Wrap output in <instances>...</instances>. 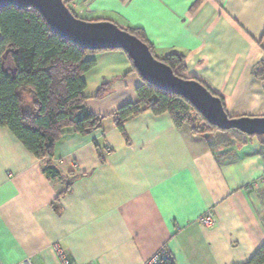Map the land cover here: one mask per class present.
Segmentation results:
<instances>
[{
  "label": "crops",
  "instance_id": "crops-1",
  "mask_svg": "<svg viewBox=\"0 0 264 264\" xmlns=\"http://www.w3.org/2000/svg\"><path fill=\"white\" fill-rule=\"evenodd\" d=\"M70 8L140 31L158 58L181 54L182 76L220 95L231 118H264V79L255 75L264 70V0H74ZM90 58L85 106L106 120L57 144L61 179L50 180L43 160L0 125V264H62L59 250L71 264H145L163 248L176 264H247L264 245V144L232 138L239 145L218 153L170 114L152 112L129 120L125 137L112 115L138 103L143 79L124 51ZM208 211L210 228L199 223Z\"/></svg>",
  "mask_w": 264,
  "mask_h": 264
},
{
  "label": "trees",
  "instance_id": "trees-1",
  "mask_svg": "<svg viewBox=\"0 0 264 264\" xmlns=\"http://www.w3.org/2000/svg\"><path fill=\"white\" fill-rule=\"evenodd\" d=\"M73 2L64 0L71 11ZM0 31V125L9 129L37 159L43 160L44 172L50 180L61 179L52 160L62 138L69 130L87 137L103 129L106 118L94 115L85 106L87 84L84 76L96 67V60L90 56L109 51L84 50L61 38L53 32L44 17L32 8L11 7L1 10ZM127 32L145 43L157 60L184 78L182 73L185 65L181 54L173 53L163 59L158 58L140 31L129 29ZM133 68L138 72L134 64ZM255 75L264 79V70L257 71ZM196 81L220 98L225 107L220 95L203 82ZM107 92L105 85L97 98L104 97ZM137 94L138 103L125 105L112 115L115 126L125 137V124L146 112H152L155 116L170 114L179 129L188 126L193 135H202L207 139L213 150L211 140L214 132L233 139L248 137L236 130L224 132L209 125L184 98L163 92L144 80ZM193 115L203 121L204 126L201 128L204 132H199L201 128L195 127ZM257 138L264 144L262 137ZM96 147L99 150L98 144ZM69 187L66 186V192ZM162 264L176 263L170 258ZM247 264H264V245Z\"/></svg>",
  "mask_w": 264,
  "mask_h": 264
},
{
  "label": "water",
  "instance_id": "water-1",
  "mask_svg": "<svg viewBox=\"0 0 264 264\" xmlns=\"http://www.w3.org/2000/svg\"><path fill=\"white\" fill-rule=\"evenodd\" d=\"M11 7L38 11L54 33L84 50L124 51L144 81L163 92L184 98L209 125L224 132L236 130L264 140V118H231L220 98L196 80L177 76L153 56L145 43L114 23L81 20L64 0H0V11Z\"/></svg>",
  "mask_w": 264,
  "mask_h": 264
},
{
  "label": "built area",
  "instance_id": "built-area-1",
  "mask_svg": "<svg viewBox=\"0 0 264 264\" xmlns=\"http://www.w3.org/2000/svg\"><path fill=\"white\" fill-rule=\"evenodd\" d=\"M199 223L201 226L203 227H214L216 225V221H215V217L213 215L212 211H208L203 217H201V219L199 220ZM59 254L62 260V264H71L66 257L64 256V254L62 253V251L59 250ZM170 259L169 254L167 253V251L163 248L161 250H159L149 261H147L145 264H162L165 260ZM17 264H34V262L28 258L25 259Z\"/></svg>",
  "mask_w": 264,
  "mask_h": 264
},
{
  "label": "rangeland",
  "instance_id": "rangeland-1",
  "mask_svg": "<svg viewBox=\"0 0 264 264\" xmlns=\"http://www.w3.org/2000/svg\"><path fill=\"white\" fill-rule=\"evenodd\" d=\"M192 119H193L195 127L201 128L204 126L203 121L197 115H193ZM184 127H187L190 130V128L188 126L185 125ZM199 130H198L199 132H204V129H202V128ZM212 135L213 136H212V140H211L212 142L211 143H213L214 150L218 153L221 152L223 148L227 149L225 151H230L229 150L230 147H234V146L239 145V142L241 141V140H238V142L237 141L233 142L234 140L232 138H229V137H227L221 133H218V132H214ZM200 136L202 137V135H200ZM223 142H226V143H223Z\"/></svg>",
  "mask_w": 264,
  "mask_h": 264
}]
</instances>
